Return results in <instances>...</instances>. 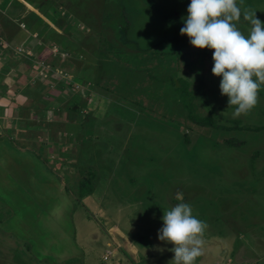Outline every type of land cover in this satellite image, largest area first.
<instances>
[{
    "label": "rangeland",
    "instance_id": "obj_1",
    "mask_svg": "<svg viewBox=\"0 0 264 264\" xmlns=\"http://www.w3.org/2000/svg\"><path fill=\"white\" fill-rule=\"evenodd\" d=\"M189 2L123 0L129 22L124 30L118 0H38L39 16L47 24L36 21L32 75L36 85L46 82L50 88L26 93L32 99H24L20 114L26 122H17L25 128L18 132L38 127L33 147H43L49 176L59 184L75 192L84 180L91 188L77 201L51 186L52 199L43 203L45 209L36 208L37 215L48 217L30 211L39 236L32 251L39 248V257L65 248L82 253L72 256L80 264H173L172 245L158 240L157 232L163 212L182 193L192 214L206 224L195 264H262L264 83L257 104L233 117L235 106H228L220 77L211 72L214 49L195 47L180 34ZM236 2L241 16L233 23L247 36L252 26L244 13L255 12L264 22V0ZM171 36L176 40H168ZM175 47L181 57L169 52ZM169 78L178 86L180 80L187 83L195 114L211 116L223 127L188 119L178 92L162 82ZM5 125L18 130L13 120ZM0 169L11 172L3 165ZM30 169L32 175L48 177L40 163ZM22 191L39 198L27 187ZM3 208L0 203V220L6 212L17 214ZM2 243L0 263H5ZM21 243L24 258L31 249Z\"/></svg>",
    "mask_w": 264,
    "mask_h": 264
},
{
    "label": "crops",
    "instance_id": "obj_2",
    "mask_svg": "<svg viewBox=\"0 0 264 264\" xmlns=\"http://www.w3.org/2000/svg\"><path fill=\"white\" fill-rule=\"evenodd\" d=\"M38 6V0H0V165L8 167L11 171L5 175L4 171L0 169V203L4 206L2 209L4 212H6L4 209L7 207L17 212V214L9 212V215L6 212L0 220V240L3 241L1 248L7 250L6 255H4L5 263L0 264H57V262L58 264H80L79 258L72 257L74 254L82 256L80 252L69 253L65 248H62L59 253L54 252L51 256L39 257V248L36 247L37 251H32V248L35 247L33 244H36L39 238L36 229V208L45 209L46 202L52 199L49 198L51 186H55L56 189L66 193L63 183L62 186L59 184L61 182H58V178L49 176L51 171L48 165H45L32 152L44 151L41 145L33 147L34 144H32L34 140L31 138L36 136L38 127H29V130H23L25 131L24 134L18 132L19 129L25 127L22 128V125H19L17 121L26 122L24 116L20 114L22 106L26 105L24 103L27 99L29 102L32 99V95H26V93L28 94L34 87H40L41 91H48L50 88L46 82L37 84V86L32 75V72L36 71L34 68L37 65V62L34 61L38 51V44L35 43L38 32L35 27L36 21L42 19L40 22L47 24V19L39 16L40 8ZM51 23L57 24L58 22L53 21ZM17 72L18 75L16 76ZM10 74H12V78H10ZM66 74L71 73L66 71ZM15 99H20L18 101H22V104H18L19 102ZM26 111L29 112V109ZM27 115L30 116L29 113ZM11 120L14 121L18 130L15 131L12 127L7 128L5 124L11 123ZM16 136H24L22 137L24 138L23 141L17 140ZM24 141L31 145L23 143ZM34 163H40L44 175L48 177L32 175L30 168ZM28 180L29 183H27ZM17 186L20 188L19 192ZM26 187L29 192H35L39 198L31 199L28 197L29 194L22 191ZM23 192L29 199L24 198ZM32 201H36L37 204L35 203L33 206ZM39 203L40 206L38 207ZM50 207L52 208V206ZM34 208L36 215H31L30 211ZM24 209L29 211L27 216L20 215ZM37 217L46 219L48 216L39 214ZM49 219L52 226H58L52 217ZM12 237H15L13 242ZM22 241H26L24 244L31 249L24 251V258L19 255ZM69 258H74L75 262H71ZM262 264H264V260Z\"/></svg>",
    "mask_w": 264,
    "mask_h": 264
},
{
    "label": "clouds",
    "instance_id": "obj_3",
    "mask_svg": "<svg viewBox=\"0 0 264 264\" xmlns=\"http://www.w3.org/2000/svg\"><path fill=\"white\" fill-rule=\"evenodd\" d=\"M186 12L180 34L195 47L214 49L211 72L220 77L221 95H227L228 106H235L233 117L247 114L257 104L264 83V22L255 12H245L252 27L247 36L242 34L233 23L241 16L236 0H190ZM175 198L179 202L163 212L157 238L172 245L173 264H195L206 224L192 214L182 193Z\"/></svg>",
    "mask_w": 264,
    "mask_h": 264
},
{
    "label": "trees",
    "instance_id": "obj_4",
    "mask_svg": "<svg viewBox=\"0 0 264 264\" xmlns=\"http://www.w3.org/2000/svg\"><path fill=\"white\" fill-rule=\"evenodd\" d=\"M123 0H118L119 5L121 10L123 11V17H124V26L128 25V19L126 17V12H124V5L122 4ZM174 16V15H172ZM127 20V21H125ZM126 26L124 27V30ZM168 40L170 41H174L176 40L175 36H171L170 38H168ZM170 53L174 54L177 57H181V53L179 52V49L173 48L169 51ZM156 77V76H155ZM157 78V77H156ZM182 82V84L180 86H178L175 83V80L173 78H169V79H165L164 82L165 84H168L170 86H172L174 88V90L176 92H178V100L181 103V106L186 110L187 112V118L192 120L194 123L198 124V125H202V126H209V127H215V128H220L223 127V125L218 124L215 119H213L211 116H198L197 114H195V110H194V105L192 104V97H191V93L187 88V83H184V81L180 80ZM35 156L40 159L41 161H43L45 163V159L42 157L40 152H36V151H32ZM66 191L69 195H71L72 198H75L77 201L80 200V198H82L84 195L90 194L91 193V188L89 187L88 182H84V180L80 181V185L77 189V191H72L69 187H67L65 185Z\"/></svg>",
    "mask_w": 264,
    "mask_h": 264
}]
</instances>
